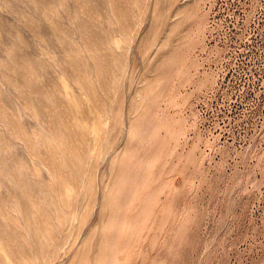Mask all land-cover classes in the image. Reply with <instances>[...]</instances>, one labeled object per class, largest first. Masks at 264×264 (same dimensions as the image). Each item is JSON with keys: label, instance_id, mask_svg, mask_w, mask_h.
I'll list each match as a JSON object with an SVG mask.
<instances>
[{"label": "rangeland", "instance_id": "1", "mask_svg": "<svg viewBox=\"0 0 264 264\" xmlns=\"http://www.w3.org/2000/svg\"><path fill=\"white\" fill-rule=\"evenodd\" d=\"M0 264H264V0H0Z\"/></svg>", "mask_w": 264, "mask_h": 264}]
</instances>
